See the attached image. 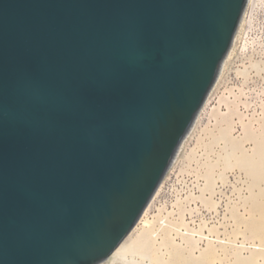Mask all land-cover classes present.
Masks as SVG:
<instances>
[{"label":"water","instance_id":"water-1","mask_svg":"<svg viewBox=\"0 0 264 264\" xmlns=\"http://www.w3.org/2000/svg\"><path fill=\"white\" fill-rule=\"evenodd\" d=\"M250 0H0V264H100L184 154Z\"/></svg>","mask_w":264,"mask_h":264},{"label":"bare ground","instance_id":"bare-ground-1","mask_svg":"<svg viewBox=\"0 0 264 264\" xmlns=\"http://www.w3.org/2000/svg\"><path fill=\"white\" fill-rule=\"evenodd\" d=\"M253 2L238 43L243 69L235 74L243 81L230 85L231 64L175 165L184 161L170 187L175 198L163 199L174 167L121 245L100 264H264V88H245L252 73L264 71V58L255 56L261 51L264 57V38L249 18ZM189 176L195 178L191 184ZM228 184L238 199L225 191Z\"/></svg>","mask_w":264,"mask_h":264},{"label":"rangeland","instance_id":"rangeland-1","mask_svg":"<svg viewBox=\"0 0 264 264\" xmlns=\"http://www.w3.org/2000/svg\"><path fill=\"white\" fill-rule=\"evenodd\" d=\"M249 18L253 19V24L257 28V34H259V36H263V38H264V0L262 2H259V0H254L252 6L250 8ZM240 46L241 45L238 44V47H237L238 49L236 50V55L234 56L235 59H233L232 66H231L232 69H231V71L229 73L227 72L229 74V76H230L229 82H230L231 86H233V85L237 86L238 84H241V82L243 81V79L237 78L236 74H235V69H237V68L243 69V65H242L243 58H241V56H240V52H241ZM255 56H256L257 59L261 56V58L259 60L264 58L263 55L261 54V51H260L259 54L255 55ZM228 74H226V77L228 76ZM247 82L248 83H246V85H245L246 89H250V88L251 89H258V90L263 89L264 88V71H262L259 75L257 73H255V72L252 73V75L249 77ZM216 103H217V101L214 100L213 104L216 105ZM238 131L239 132L236 133V136L240 135V133H241L240 129ZM184 154H183V156H184ZM183 164H184V161L183 162H179L177 164V166L174 168V172H172V174H171L172 178L168 181V186L166 188V191L163 192V197H165L163 199H167L168 198L167 200L172 201V199L175 198L174 195L170 192V187L175 182L176 173H177L179 167L182 166ZM231 177H232V180L235 181L234 175L232 176V174H231ZM188 179L190 181L189 183L191 184L193 182L192 180H194L195 178L192 177V176L191 177L189 176ZM223 188L225 189V191L228 194L232 195L233 199H238V194L237 193H232V190L234 189L232 184H228L227 186H225ZM200 205L203 206L202 203H200ZM203 213L207 216V218L209 220L213 219V218L211 219V214H209V211L206 210L205 207H203ZM217 219H218V217L214 218L212 221H217ZM191 220L192 219L190 218V221Z\"/></svg>","mask_w":264,"mask_h":264}]
</instances>
